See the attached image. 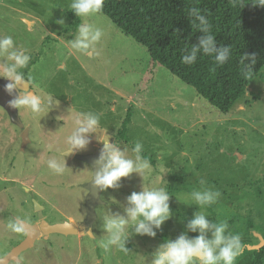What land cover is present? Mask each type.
<instances>
[{"label": "rangeland", "instance_id": "374dc122", "mask_svg": "<svg viewBox=\"0 0 264 264\" xmlns=\"http://www.w3.org/2000/svg\"><path fill=\"white\" fill-rule=\"evenodd\" d=\"M71 0H0V36L11 35L32 57L26 75L33 90L57 102L37 116L19 112L23 127L0 106V258L4 264H150L151 253L166 239L175 240L199 210L191 198L202 190L199 179L222 195L203 211L247 245L235 264H252L254 251L264 240V67L228 114L221 112L197 90L167 68L155 63L146 47L120 30L102 13L88 18L68 10ZM64 19L65 25L56 23ZM103 30L99 55L72 51L67 40L79 24ZM71 30V31H70ZM4 79V78H0ZM71 108V109H70ZM101 113V124L129 149L142 142V155L151 163L142 177L122 178L121 187L99 192L91 179L102 145L95 136L84 151L61 153L81 112ZM131 114L129 141L118 138ZM62 116V117H61ZM30 129L31 142L22 149V133ZM66 161L63 173L48 160ZM164 187L173 216L153 238L130 236L125 253L118 246H99L102 218L122 205L133 191ZM180 200H178V199ZM118 201V202H116ZM37 204L47 222H77L87 234L53 233L39 238L16 259L7 260L27 238L8 227L14 218L39 222ZM196 236L198 233H189ZM264 247V246H263ZM264 264V263H263Z\"/></svg>", "mask_w": 264, "mask_h": 264}, {"label": "clouds", "instance_id": "9594fccd", "mask_svg": "<svg viewBox=\"0 0 264 264\" xmlns=\"http://www.w3.org/2000/svg\"><path fill=\"white\" fill-rule=\"evenodd\" d=\"M240 2L244 7L243 0ZM251 3L264 7V0H251ZM103 6L104 0H71L68 10L77 17L88 18L100 13ZM188 15L194 18V21L190 20L191 24L198 22L199 31L203 35L199 37L197 44H191L190 48L184 50L181 62L192 65L202 54L212 56L217 65H224L231 56L232 47L223 44L217 46L216 36L212 34L211 25L201 9L192 7ZM56 23L63 26L65 20L58 19ZM73 36V39L67 40L72 51L88 57L99 55L97 45L104 36L101 28L84 22L78 25ZM31 59L29 49L18 45L11 35L0 36V78L8 81L4 90L13 96L8 107L19 112L22 109L27 110L37 116L46 109L49 113L57 102L51 95L44 96L33 90V77L23 71L28 68ZM257 61L258 56L255 53L240 55L241 72L246 79L256 80L253 77ZM101 116L97 112H81L75 120L74 131L67 137L68 148L61 155L66 157L69 153L86 150L91 143V137L95 136L102 149L96 161L98 167L93 171L91 179L93 187L99 192H105L109 188L117 189L121 187L122 178L130 177L133 173L138 174L144 181L151 163L142 155V142L136 141L129 155V149L115 139L114 133L110 134L102 126ZM48 167L56 173H63L67 164L66 161L61 163L56 159H49ZM199 184L202 190L190 194L199 210L187 221L185 230L175 240L166 239L151 253L150 264H235L237 258L246 250L247 245L242 241L241 235L229 232L226 222L217 223L203 211V206L216 203L222 193L207 187V181L203 177L199 179ZM171 197L164 187H145L143 183L141 191H133L127 196L126 205H122L123 214L113 213L110 208L100 218V227L104 234L99 246L105 251L118 246L125 253L129 252L130 249L126 246L130 238L129 226L135 235L154 238L157 235L156 230L161 229L173 216ZM8 227L12 232L20 234L27 233L29 225L26 220L14 218ZM83 231L90 237H96L91 227ZM189 233L198 235L193 237ZM0 264H4V259L0 258Z\"/></svg>", "mask_w": 264, "mask_h": 264}, {"label": "trees", "instance_id": "16d2710c", "mask_svg": "<svg viewBox=\"0 0 264 264\" xmlns=\"http://www.w3.org/2000/svg\"><path fill=\"white\" fill-rule=\"evenodd\" d=\"M104 0L100 13L108 16L125 34L146 47L155 63L161 64L184 83L194 87L221 112L228 114L246 95L253 80L241 72L240 55L255 53L254 77L264 67V7L251 0ZM192 7L201 9L216 36L217 46H231L232 53L224 65L212 56L199 55L192 65L181 62L191 44L203 35L198 22L188 15ZM179 30V33H177ZM132 116L129 113L118 138L129 141ZM211 212L213 205H205ZM264 263V247L254 251L252 264Z\"/></svg>", "mask_w": 264, "mask_h": 264}, {"label": "water", "instance_id": "95a60500", "mask_svg": "<svg viewBox=\"0 0 264 264\" xmlns=\"http://www.w3.org/2000/svg\"><path fill=\"white\" fill-rule=\"evenodd\" d=\"M6 83H8L7 80L0 79V106L4 107L7 110L8 114L10 115L14 123L23 127L24 125L21 116L19 114V111L8 107V102L13 98V96H10L4 90V86ZM22 138H23L22 149L25 150L26 147L31 142L29 128L24 129L22 133ZM37 211L39 213L40 222L35 224H28L29 227L27 230L26 240L10 254L7 260L16 259L19 256V254H21L24 250L32 247L33 244L36 242V240L42 236V234H45V237L48 238L49 235L53 233H62L65 235H77V234L85 233L83 230L79 229V226L76 222L71 220L59 222V223H53V224L47 222L45 215L43 213V207L39 204H37ZM263 246H264V240L258 246L257 249H261Z\"/></svg>", "mask_w": 264, "mask_h": 264}, {"label": "flooded vegetation", "instance_id": "af4514ba", "mask_svg": "<svg viewBox=\"0 0 264 264\" xmlns=\"http://www.w3.org/2000/svg\"><path fill=\"white\" fill-rule=\"evenodd\" d=\"M39 222H40V220H39ZM39 222H36V223H39ZM35 224V223H34ZM79 226V225H78ZM80 229V228H79ZM81 230V229H80ZM85 235H86V233H84ZM77 235H79V234H77ZM50 236V235H49ZM43 237H45V234H42V236L40 237V238H43ZM46 238V237H45ZM38 240V239H37Z\"/></svg>", "mask_w": 264, "mask_h": 264}, {"label": "crops", "instance_id": "0c3cea01", "mask_svg": "<svg viewBox=\"0 0 264 264\" xmlns=\"http://www.w3.org/2000/svg\"><path fill=\"white\" fill-rule=\"evenodd\" d=\"M77 223V222H76ZM78 224V223H77Z\"/></svg>", "mask_w": 264, "mask_h": 264}]
</instances>
